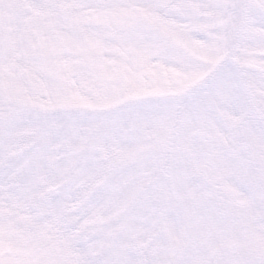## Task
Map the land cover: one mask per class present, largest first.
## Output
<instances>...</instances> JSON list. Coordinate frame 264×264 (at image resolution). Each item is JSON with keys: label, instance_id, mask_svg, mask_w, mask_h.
Listing matches in <instances>:
<instances>
[{"label": "snow or ice", "instance_id": "1", "mask_svg": "<svg viewBox=\"0 0 264 264\" xmlns=\"http://www.w3.org/2000/svg\"><path fill=\"white\" fill-rule=\"evenodd\" d=\"M0 264H264V0H0Z\"/></svg>", "mask_w": 264, "mask_h": 264}]
</instances>
